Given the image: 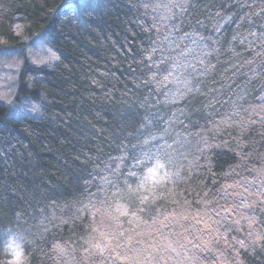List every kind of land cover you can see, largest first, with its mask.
<instances>
[{
	"label": "clouds",
	"instance_id": "9594fccd",
	"mask_svg": "<svg viewBox=\"0 0 264 264\" xmlns=\"http://www.w3.org/2000/svg\"><path fill=\"white\" fill-rule=\"evenodd\" d=\"M128 4L143 102L106 143L73 152L74 177L50 172L0 206V264H264V0ZM39 34L0 50V107L47 121L39 70L71 60ZM110 75L87 84L115 102Z\"/></svg>",
	"mask_w": 264,
	"mask_h": 264
},
{
	"label": "trees",
	"instance_id": "16d2710c",
	"mask_svg": "<svg viewBox=\"0 0 264 264\" xmlns=\"http://www.w3.org/2000/svg\"><path fill=\"white\" fill-rule=\"evenodd\" d=\"M64 4L65 0H0L1 36L16 41L18 24L22 34L39 30L38 40L63 47L71 60L70 70H39L43 74L37 84L48 92L49 109L55 114L47 121L20 119L0 107V206L5 209L20 203L19 196L43 175L74 177L79 164L73 152L106 143L105 136L119 131L118 122L125 123L135 101L143 102L130 79L139 65L129 63L132 53L139 54L137 41L143 36L133 24L128 0H69L71 12H64ZM97 69L115 74L104 81L106 88L114 87L115 102L106 91L87 84L88 73ZM37 71L25 67V72ZM129 90L131 99H121ZM21 91L37 94L23 87Z\"/></svg>",
	"mask_w": 264,
	"mask_h": 264
},
{
	"label": "rangeland",
	"instance_id": "374dc122",
	"mask_svg": "<svg viewBox=\"0 0 264 264\" xmlns=\"http://www.w3.org/2000/svg\"><path fill=\"white\" fill-rule=\"evenodd\" d=\"M22 30H23V27L19 24L14 27V34H16L18 36L16 41H14V42H12L8 38L0 35V50H3L4 48H8V47H15V48L21 47L22 45L20 43V36L23 35ZM4 50L8 51V50H12V49L9 48V49H4ZM12 113L15 114L14 111H12Z\"/></svg>",
	"mask_w": 264,
	"mask_h": 264
}]
</instances>
